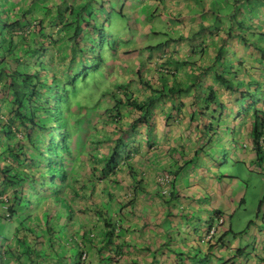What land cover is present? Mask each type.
Returning a JSON list of instances; mask_svg holds the SVG:
<instances>
[{"label": "crops", "instance_id": "obj_1", "mask_svg": "<svg viewBox=\"0 0 264 264\" xmlns=\"http://www.w3.org/2000/svg\"><path fill=\"white\" fill-rule=\"evenodd\" d=\"M83 4L85 0H0L10 17L25 15L30 20H41L48 32L60 27L55 20L59 12ZM140 5L146 12L140 15L142 18L125 20L126 15H118L124 21L117 31H112L117 49L108 52L114 58L107 65L108 71L117 67L119 74L113 75L119 79L109 81L106 72L103 93L108 97L103 103L100 98L101 106L95 107L108 108L112 104L110 92L115 88L118 93H128L139 105L126 108L123 118L115 124L102 119L101 131L96 135L100 138L99 168L105 165L104 159L114 147L120 154L114 173H108L100 181L98 189L102 192L91 198L114 216L116 246L103 247L102 229L92 230L100 228L91 217L94 212L75 206L78 212L74 222L61 232H35L33 236L20 232L26 242H44L35 246L36 263L27 262L25 256L23 261L27 264H264V186L256 188L259 174L264 172V128L257 152L251 134L255 120L252 111L230 118L220 115L219 102L204 100L213 84L212 73L215 74L219 65H213L215 54L221 42L230 39L236 46L237 57L245 61L244 80L251 77L256 82L251 89L257 92V108L264 119V59L258 63L256 60L261 55L253 52L250 42L236 38L234 31L229 36L225 33L234 27L231 16L237 8L235 0H133L132 5L126 1L125 8L128 12ZM161 5L167 7L157 11ZM222 9L224 12L220 13ZM244 14L242 18L248 22L251 12L245 10ZM258 17L260 29L264 30L263 7ZM156 19L161 20V27L155 25ZM151 35H161L164 39L147 42ZM128 40H132L131 44L122 46ZM101 67L98 73H102ZM204 68H208L205 74ZM222 104L230 110L238 106L229 99H224ZM218 160L222 164L217 165ZM228 166L234 170L229 171ZM240 167L244 168L243 172L247 169L248 174H254L251 184L237 173ZM166 174L171 180L170 188L162 193L160 178ZM89 175L84 172L85 184ZM87 185L91 184L87 182ZM251 188L260 189V194L252 215L242 217ZM89 199L84 198V203L91 204ZM219 217L223 218L222 223ZM210 227L216 230L208 241H203ZM14 238V232H0L3 259L0 264H12L5 250ZM91 238H97L98 242L90 241ZM61 241L66 250L59 249ZM17 248L19 255L26 250L24 245ZM83 253L86 255L82 260Z\"/></svg>", "mask_w": 264, "mask_h": 264}, {"label": "trees", "instance_id": "obj_2", "mask_svg": "<svg viewBox=\"0 0 264 264\" xmlns=\"http://www.w3.org/2000/svg\"><path fill=\"white\" fill-rule=\"evenodd\" d=\"M121 1L85 0L82 6L59 12L55 20L60 27L54 32H48L41 20H30L25 15L10 17L7 7L0 5V225L19 217L14 242L5 250L12 264L36 263L35 246L44 243L26 242L20 232L30 236L35 232H61L69 226L71 215H76L81 208L94 212L91 217L100 228L92 230L102 229L101 245L116 246L114 216L91 198L102 192L98 189L100 181L108 173H114L120 154L114 147L104 159L105 165L99 168L100 138L96 135L101 131L102 119L115 124L123 118L126 108L139 105L128 93H118L115 88L110 92L112 104L104 110L97 109L100 117H89L81 113L89 107L78 105L80 96L77 94L87 71L98 72L103 64V47L111 52L117 49L113 32L106 25L110 12L122 17L127 15L126 1L132 5L133 0H123L122 4ZM258 1L264 3V0H235L237 8L231 16L234 27L226 29L225 33L229 36L234 31L236 38L250 42L253 52L261 55L262 61L256 60L261 63L264 30L242 18L246 10L251 12L249 20L256 19L259 12L252 9L259 6ZM251 31L259 41L252 38ZM99 41H104V46L96 49L94 45ZM221 43L213 62L219 65L215 67L213 84L204 100L219 102L220 115L230 118L252 111L255 119L252 142L260 152L264 119L260 118L257 108V92L251 89L256 82L251 77L244 80L245 62L237 57L232 40ZM201 49L204 51L202 46ZM232 55H236L234 59ZM207 70L204 68L203 74ZM217 84L219 89L213 87ZM224 99L233 100L238 106L230 110L222 104ZM247 100L251 103L245 105ZM93 146L97 147L91 149ZM84 172L90 173L86 177L90 186L84 182ZM86 197L91 204L84 203ZM34 201L38 203L35 210ZM51 241L52 238L48 244ZM90 241L95 242L97 238ZM21 245L26 250L19 255L17 246ZM1 254L0 246V261L3 260ZM24 256L29 261H23ZM59 257L62 259L63 255Z\"/></svg>", "mask_w": 264, "mask_h": 264}, {"label": "rangeland", "instance_id": "obj_3", "mask_svg": "<svg viewBox=\"0 0 264 264\" xmlns=\"http://www.w3.org/2000/svg\"><path fill=\"white\" fill-rule=\"evenodd\" d=\"M258 3H259V6L258 7L255 6L254 9H252L253 11L259 12L262 7L264 8V3L263 2L258 1ZM115 4L116 3L113 2V5H115ZM207 5H210L209 9H211V3H209ZM166 7H167L166 5H161L160 7L158 6L157 7V11H163V10H165ZM146 11H148V9ZM227 11H229L228 7H227ZM128 12L129 13L126 15L125 20H129L131 18L134 20V17L135 16H138L139 17L140 15L146 14V12L144 11V7L142 5H140V7L138 9H135V8L129 9ZM223 12H224V10L222 9L220 13H223ZM109 16H110V20L107 22L106 27H108L109 31L115 32V31H117V29L120 26L123 25L124 19L122 20L117 14L112 13V12H110L107 15V17H109ZM140 18H142V16H140ZM248 22H250L251 25H255V26H257V27L260 28V25L259 24H260L261 21L259 20V18L255 19V20H249ZM155 25L157 27H161L162 26L161 20L160 19H158V20L156 19ZM248 33H249V31H248ZM251 33H252V38L258 40V38L253 33V31H251ZM169 34H170V32H169ZM130 39H135V38L133 37V38H130ZM163 39H164V37L161 36V35H159V36H155V35L153 36V35H151L150 36V39H148L147 42H152V41H154V42H160ZM103 42L102 41L97 42V45H94L96 47V49H98L99 46L102 48L104 46ZM105 42H107V39H105ZM131 42H132V40L125 41V42H123L122 46H125L126 44L127 45H130ZM101 48H99V50ZM108 52H111V51H108V50L106 51L105 50V47H103L102 55L104 56V62H105V64L103 62V64L101 65L102 66L101 67L102 73L87 71L86 77H85V79L87 80V84L84 85V83H83V86L82 87L81 86H78L79 92H78L77 96H80V98H77V100H79V102L81 103V105H87V107H89V106L92 107L93 106V108H89V110H87V111H85L83 109L81 110V113L82 114H85V115L88 114L87 116H89V117L90 116H96L97 115V114H95V112L97 111L98 108H95V107L97 106V104H99V106H101L100 103L101 102L102 103L103 102H106V99L105 98L108 97L106 95V93H103L104 88H105V84H106V82H105V78L106 77L105 76L107 74L106 72L108 71V65L107 64L114 58V54L113 53H108ZM107 55H108V57H107ZM108 58H109V60L107 61L106 59H108ZM231 58L234 59V56H232ZM90 62H92V60H90ZM89 65L90 64H88L87 66H89ZM114 68L115 67H113V70H111V71L109 70L108 71L109 81H115L116 80L115 77L117 79H119L117 75H113L114 73L119 74V72L117 71V67H116L115 70H114ZM212 74L214 75V72ZM208 82L211 83V80H209ZM99 85H101V86H99ZM204 89H206V88H204ZM252 90H253V92H255L254 89H252ZM0 91H2V88L1 87H0ZM75 92H76V90H75ZM102 97L104 98V101L102 100ZM100 98H101V102H100ZM257 98H258V95L256 93L255 99H257ZM96 125L98 126V124H96ZM220 161L221 160H218L217 165L218 164H222ZM228 170L229 171H232V170H234V168L232 166H228ZM243 170H244V168H241L240 167L237 170V173L239 174V176H241V178L245 182L251 184V180L254 179L253 178L254 177V174L253 173L248 174L247 173V169L244 172H243ZM241 172H243V173L241 174ZM259 178L260 179H258V180H259L260 183H257L256 184V188H259L260 186H264L262 184V180H264V172L262 174H259ZM252 181H254V180H252ZM250 184H249V186L252 187V185H250ZM259 190L260 189H256L255 190V189H252V188L249 190V193H248L249 195L247 196V207H246L245 213H243V216L242 217H246L247 214L252 215V212H253V209L252 208L255 206V202L257 201L256 200L257 194H260ZM37 206H38V203L34 201L33 202V205H32V208L35 210L37 208ZM71 216H72V218L69 219L70 222H68L69 225H70V223H73L74 222V219H75V217H74L75 214H73ZM17 218H19V217H17ZM17 218L14 217L11 221H9V223L6 222L5 223L6 225H3V226L0 225L1 226L0 231L1 232H7L8 234H10V232H14V230L17 227H19V225H18L19 220H17ZM62 243H64V241H61V244H59L60 245L59 249L66 250V247L64 245H62ZM72 252H74V250H72Z\"/></svg>", "mask_w": 264, "mask_h": 264}, {"label": "built area", "instance_id": "obj_4", "mask_svg": "<svg viewBox=\"0 0 264 264\" xmlns=\"http://www.w3.org/2000/svg\"><path fill=\"white\" fill-rule=\"evenodd\" d=\"M160 180H161V183H162V193H166L169 190V188H170L171 180L169 179V176L167 174L162 176L160 178ZM218 220H219V223H222L223 218L219 217ZM215 230H216L215 227H210L209 230H208V233L205 235L203 241H208L212 237V234L215 232ZM85 255L86 254L83 253L80 258L82 260L85 259Z\"/></svg>", "mask_w": 264, "mask_h": 264}]
</instances>
